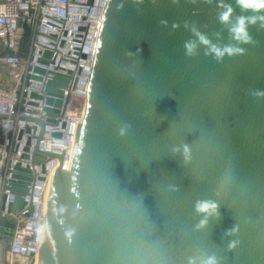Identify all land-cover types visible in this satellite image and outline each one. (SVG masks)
I'll return each mask as SVG.
<instances>
[{
    "label": "water",
    "instance_id": "95a60500",
    "mask_svg": "<svg viewBox=\"0 0 264 264\" xmlns=\"http://www.w3.org/2000/svg\"><path fill=\"white\" fill-rule=\"evenodd\" d=\"M216 12L203 0L107 1L71 169L36 146L61 160L47 185L37 264H264V100L249 94L264 89V31L250 28L255 43L222 63L202 46L186 57L183 43L195 37L185 22L231 42ZM68 83L59 73L47 81L49 114L59 115ZM13 176L15 212L32 175L16 166ZM201 200L219 215L198 227ZM14 228L1 219L7 249Z\"/></svg>",
    "mask_w": 264,
    "mask_h": 264
},
{
    "label": "built area",
    "instance_id": "2783aa9c",
    "mask_svg": "<svg viewBox=\"0 0 264 264\" xmlns=\"http://www.w3.org/2000/svg\"><path fill=\"white\" fill-rule=\"evenodd\" d=\"M107 1L0 0V225L6 216L15 220L9 249L0 231V264H16L20 259L35 264L39 255L47 185L61 160L37 151L36 146L62 154L63 168H69L85 116ZM57 73L68 76L69 83L59 115L53 116L46 109L51 105L46 100V83ZM51 117L54 122L48 120ZM42 121L46 124L39 139ZM37 155L45 159L37 162ZM16 166L28 169L32 178L24 207L13 212L9 205L15 197Z\"/></svg>",
    "mask_w": 264,
    "mask_h": 264
},
{
    "label": "clouds",
    "instance_id": "9594fccd",
    "mask_svg": "<svg viewBox=\"0 0 264 264\" xmlns=\"http://www.w3.org/2000/svg\"><path fill=\"white\" fill-rule=\"evenodd\" d=\"M135 3H142L143 0H134ZM155 2V0H153ZM195 2V0H193ZM173 4L179 3V0H172ZM203 3L212 5L215 3L217 12L216 20L226 30L230 43H216L205 32L200 31L198 27L192 25L189 27L185 22V28H188L195 39L185 40L183 43L184 55L188 58H193L199 55V49L204 48V55L210 56L217 63H222L225 57L231 58L236 55H243L246 51L240 45H251L255 40L250 32V28L255 27L259 31H264V0H203ZM235 5V6H233ZM123 5L118 6V10ZM239 9V14H237ZM160 23L167 27L168 21L161 20ZM173 29L179 28V25L173 23ZM218 39L222 38V33H215ZM251 97L256 100H264V89L255 88L251 89ZM123 134V130H121ZM179 148H173V152H178ZM185 154H187V146L184 147ZM194 211L198 215H203L198 227H203L207 224V217L216 215L218 216V205L211 200L197 201L194 206ZM236 228L227 229L226 236L232 235ZM229 247H235V242L231 241ZM209 264H215L214 260H210Z\"/></svg>",
    "mask_w": 264,
    "mask_h": 264
},
{
    "label": "rangeland",
    "instance_id": "374dc122",
    "mask_svg": "<svg viewBox=\"0 0 264 264\" xmlns=\"http://www.w3.org/2000/svg\"><path fill=\"white\" fill-rule=\"evenodd\" d=\"M3 73L5 72L3 71ZM16 264H30V263L27 259H20Z\"/></svg>",
    "mask_w": 264,
    "mask_h": 264
},
{
    "label": "crops",
    "instance_id": "0c3cea01",
    "mask_svg": "<svg viewBox=\"0 0 264 264\" xmlns=\"http://www.w3.org/2000/svg\"><path fill=\"white\" fill-rule=\"evenodd\" d=\"M7 74H8V71L6 70L5 75H7ZM5 80H7V78H5ZM1 82H2L3 84H5V85L12 83L11 81H1Z\"/></svg>",
    "mask_w": 264,
    "mask_h": 264
},
{
    "label": "bare ground",
    "instance_id": "6f19581e",
    "mask_svg": "<svg viewBox=\"0 0 264 264\" xmlns=\"http://www.w3.org/2000/svg\"><path fill=\"white\" fill-rule=\"evenodd\" d=\"M69 168H70V166H69ZM71 169V168H70ZM38 258V257H37ZM35 264H37V259H36V261H35Z\"/></svg>",
    "mask_w": 264,
    "mask_h": 264
}]
</instances>
